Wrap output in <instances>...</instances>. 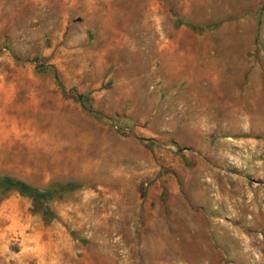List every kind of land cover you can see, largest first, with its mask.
<instances>
[{"label":"rangeland","instance_id":"rangeland-1","mask_svg":"<svg viewBox=\"0 0 264 264\" xmlns=\"http://www.w3.org/2000/svg\"><path fill=\"white\" fill-rule=\"evenodd\" d=\"M0 264H264V0H0Z\"/></svg>","mask_w":264,"mask_h":264},{"label":"trees","instance_id":"trees-1","mask_svg":"<svg viewBox=\"0 0 264 264\" xmlns=\"http://www.w3.org/2000/svg\"><path fill=\"white\" fill-rule=\"evenodd\" d=\"M16 191L18 194L28 197L32 202L47 199L48 191H40L30 187L26 183L6 176H0V193Z\"/></svg>","mask_w":264,"mask_h":264}]
</instances>
